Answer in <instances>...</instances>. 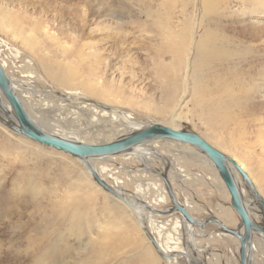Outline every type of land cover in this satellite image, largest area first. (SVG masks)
Listing matches in <instances>:
<instances>
[{
	"label": "rangeland",
	"instance_id": "1",
	"mask_svg": "<svg viewBox=\"0 0 264 264\" xmlns=\"http://www.w3.org/2000/svg\"><path fill=\"white\" fill-rule=\"evenodd\" d=\"M261 3L219 0L210 9L208 0H0L6 44L0 59L24 89L18 94L27 112L45 130L92 144L159 123L197 133L256 176L264 168V13H251ZM184 45L185 54L176 57ZM85 82L101 88V98ZM107 108L129 115L131 124L108 122L109 114L100 121L96 115ZM155 143L156 153L165 155L150 160L153 172L125 155L132 151L92 163L110 170L102 175L111 184L118 179L127 195L137 188L150 195L152 185L168 178L192 217H217L236 229L230 197L202 154L172 141ZM169 157L187 178H174L163 164ZM176 215L157 219L167 221L166 233L180 237L182 248H193L205 264H239L236 238L220 235L214 224L174 234ZM257 239L254 234L252 264H260ZM182 257L174 264H187ZM0 264L168 263L129 208L98 189L78 159L0 122Z\"/></svg>",
	"mask_w": 264,
	"mask_h": 264
},
{
	"label": "bare ground",
	"instance_id": "2",
	"mask_svg": "<svg viewBox=\"0 0 264 264\" xmlns=\"http://www.w3.org/2000/svg\"><path fill=\"white\" fill-rule=\"evenodd\" d=\"M219 0H208V8L210 9H214V7L216 6V4L218 3ZM251 2H253V0H248V3L251 4ZM258 13H264V3H261V4H258L256 5L254 8H253V11L251 13V17H257L258 16ZM203 44H204V40H200L198 45H197V48L198 50L200 51L203 47ZM0 46H6V44L2 41H0ZM185 50V45L180 49V50H176L175 51V55L176 57H181L183 54H185L186 51ZM16 53V52H15ZM17 54V53H16ZM207 57L211 58L210 57V53H207ZM179 59V58H178ZM0 64L2 66V68L4 69L7 77L9 78L10 82H11V85L13 87V90L15 91V93H17V95L19 96V99L21 100L23 106L25 107V104L24 102L22 101L21 99V95H19L18 93L19 92H24V89L22 90V86H18L17 84H15V82H13V80L10 78V76L8 75V73L6 72L5 70V62L4 61H1L0 59ZM73 80V77H62V82L63 83H68V82H71ZM84 87L85 89L92 95V96H95V97H99L101 98L100 96L102 95V91H101V88L99 87H92L88 82H85L84 83ZM70 94L72 95H76L77 96V93H73L71 92ZM65 95V94H64ZM81 96V95H80ZM79 97V96H78ZM66 98V97H64ZM76 98V97H75ZM80 99V98H79ZM62 100V99H61ZM76 100V99H75ZM87 100V99H86ZM26 101V100H25ZM67 101V100H66ZM70 102V101H69ZM76 102V101H75ZM90 106L92 109H95L97 108L95 105L96 104H93L90 102V104L88 103L87 106ZM95 107V108H94ZM81 108H85L84 106L81 107ZM25 109H27L25 107ZM109 109V108H107ZM110 112L106 113L104 111H102L103 113H101L100 115L97 114V118L104 122L103 118L102 117H106L105 115L109 114L111 117L109 118L110 121L108 122H118L121 120V122H124L126 123V126L127 124H131V118L129 117V115L125 114L124 112H121V111H116V110H113V109H109ZM108 110V111H109ZM158 110V109H157ZM39 111V110H38ZM41 111V110H40ZM39 111V112H40ZM89 111V110H88ZM95 111V110H94ZM159 111V110H158ZM157 111V112H158ZM42 112V111H41ZM80 112V111H78ZM82 112V111H81ZM161 112V111H160ZM75 113V112H74ZM159 113V112H158ZM162 113V112H161ZM31 119L37 124L39 125L41 128H43L41 126V124L36 121V119L29 113ZM94 115V114H93ZM163 115V114H162ZM82 116V115H81ZM108 116V115H107ZM49 118V117H48ZM70 118V117H69ZM102 118V119H101ZM0 119L6 123L7 125H13L15 124V119H14V116L12 114V111H11V108L9 107L8 103L6 102L5 98L3 97V95L0 93ZM95 120V118H94ZM93 120V121H94ZM65 121V120H64ZM60 123V121H58ZM77 122V121H76ZM96 122V121H94ZM106 123V122H105ZM148 123V122H147ZM2 126H6L4 125L3 123H1ZM151 124H154V123H151ZM151 124H147V125H142L140 127H137L135 125L136 128L133 129V131L139 129V128H142V127H146V126H149ZM159 124V123H157ZM117 125V124H115ZM138 125V124H137ZM159 125H162V124H159ZM58 126V125H57ZM112 126V125H111ZM165 126V125H163ZM125 127V126H124ZM166 127H169V126H166ZM62 128V127H61ZM109 128V127H108ZM172 128V127H170ZM44 129V128H43ZM46 129V128H45ZM44 129V130H45ZM172 129H176V128H172ZM63 130V128H62ZM65 130V129H64ZM130 130V129H129ZM176 130H179V129H176ZM47 132L49 133H52L56 136H59V137H63V138H66L68 140H73V139H70L68 137H65L62 133L60 132H57V131H48L46 130ZM132 131V130H130ZM13 133V132H12ZM131 133V132H130ZM126 135V134H125ZM22 137V136H20ZM24 138V137H23ZM26 139V138H24ZM263 139V138H262ZM28 140V139H27ZM73 141H77V140H73ZM112 141V140H111ZM167 141H170V140H167ZM261 141V140H260ZM32 142V141H31ZM81 142V141H79ZM155 142H158V141H153V144L150 146V147H147L146 148V144H143V145H139L135 148H133L130 152V153H127L125 155H133L136 159L139 160V162H141V164L144 167V169H148L147 168V165L150 163V160L151 159H164L163 154L162 152L160 153H156V150H157V144ZM174 141H172L173 143ZM174 143H178V144H182L183 146H190L188 144H184V143H180V142H174ZM261 143V142H260ZM262 144V143H261ZM39 145V144H38ZM264 145V144H263ZM192 147V146H190ZM156 149V150H155ZM195 149V148H193ZM220 151V150H219ZM174 152V150H173ZM177 152V151H176ZM199 152V151H198ZM222 152V151H221ZM156 153V154H155ZM179 153V151H178ZM224 153V152H223ZM186 154V153H185ZM67 155V154H65ZM227 155V154H226ZM132 156V157H133ZM168 156V155H167ZM176 156V155H175ZM178 156V155H177ZM202 156L204 157L205 161L209 163L210 166L213 167V171L215 173L218 174L217 170L215 169V167L213 166V164L202 154ZM229 156V155H228ZM113 156H108V157H102V158H95L100 160V159H108V158H111ZM154 157V158H153ZM166 157V156H165ZM239 166L240 168L247 174V176L249 177V179L251 180L252 182V186L250 187L252 189V193L253 192H258L260 194V196L263 198L264 200V188L262 186V184L264 185V168H259V173H257V177L256 176H252L246 169V167L243 165V163L241 161H239L236 157H232L230 156ZM173 158V157H172ZM169 157V159L165 162H163V164L166 166L167 164L170 166V168H172L174 170V173L173 176L174 178H176L177 180H181L183 177H186L185 175L183 174H180L183 170L180 169V167L176 164V162ZM135 159V160H136ZM92 160L93 159H88L86 160V163L91 166V168L97 173V175L105 182L107 183L108 185H110L115 191H117L121 196H126L130 202L132 203L131 206L123 203L121 200H119L118 198L114 197L113 195L105 192L92 178L91 174L89 173V171L87 170V168L85 167V164L83 161L79 160L83 166V168L85 169L86 171V174L87 176L89 177V179H91L92 183L98 188L100 189L101 191L105 192L106 194L110 195L113 199L119 201L120 203H122L123 205H125L126 207L129 208V210L134 214V217H135V220L136 222L138 223L139 227H140V230L142 231V233L144 234V236L146 237L147 241L150 242L151 244V247L154 249V251L157 253V255L167 261L168 264H174L176 262V258L180 257V256H183L185 258V261L187 264H205L203 261H201L200 257L197 255L198 253H196L194 251V249L190 248V251L192 250V253L189 252V250L187 249V245L186 247L183 246L184 248L181 247V240H180V237H174L173 235L169 234V233H166V225H167V221H164V220H158L157 217L159 216H169V215H176L177 218H174L173 220V223H172V229L174 231V234H176L179 229L183 230L185 233L189 234V235H192L194 234L195 232V229L193 227H199V225H202L203 223H205L207 221H211L208 225L210 224H214L217 229L220 231V235H223V236H229V237H234L237 239L238 243H239V248H240V242L238 240V238L236 236H233L231 235L230 233H227L225 231H223L221 229V226L220 225H223L224 227L228 228V229H232V228H229L227 227L225 224H223V222H221V220H219L217 217H211V218H208V219H196L195 217H192L189 213H190V208L187 206V204H182L179 202V200L177 199V196H176V193L173 189H171L176 197V199L178 200L179 204H181L187 211V213L189 214V216L192 218L193 222H189L185 216L183 214H181L180 211H177V210H171L172 208V204H171V207H168L166 209H161V206L163 204H166L169 200L171 202V199H170V196H169V193L167 191V188L165 186V183L164 181L167 182L168 186L171 188V185H170V182L167 179H164L163 181V184L164 185H160L158 183H156L154 186L152 185V187H150L152 191V194H148L147 193H143L144 189H141V188H137L135 191L131 192V193H125V191L122 190L121 186L119 185V183H121L118 179H113L114 180V183H109L107 182V180L105 179V177L102 175V173L104 172H107L110 170H107L106 168L104 167H98V168H95L94 167V164L92 163ZM152 162V161H151ZM211 163V164H210ZM178 167H177V166ZM149 170V169H148ZM114 171V170H113ZM150 172H153L152 170H149ZM142 173V172H141ZM232 173H233V176H234V179L235 181L237 182L238 186H239V189L241 191V196L243 198V202H244V206H245V209L251 219V221L253 222L254 225H256L257 227H260V228H263L264 227V218H263V215H262V212L259 208V201L256 200V199H253L249 192L245 189L244 185H243V182H242V178L240 177V175L236 172L235 169L232 168ZM136 174V173H135ZM159 174H161V176H163V174L160 172ZM137 175V174H136ZM219 177V175H218ZM115 178V177H113ZM163 178V177H162ZM220 178V177H219ZM190 179V178H189ZM134 180V179H133ZM163 180V179H162ZM221 180V178H220ZM128 181V180H127ZM222 181V180H221ZM137 184V183H136ZM135 184V185H136ZM141 184V183H138V185ZM224 185V184H223ZM150 186L147 185L146 187ZM136 187V186H135ZM140 187V185L138 186ZM145 187V188H146ZM225 187V186H224ZM148 189V188H147ZM226 189V188H225ZM227 191V190H226ZM186 201V200H185ZM190 206V205H189ZM157 207H160L157 209ZM230 208L234 211V209L231 207L230 205ZM235 212V211H234ZM223 212H219V214ZM236 213V212H235ZM224 214V213H223ZM237 215V214H236ZM238 216V215H237ZM239 217V216H238ZM259 218V221L256 220V218ZM216 220L218 221V223H216ZM170 224V223H169ZM238 228H239V234L240 235H243L244 233V228L243 226L240 224V219H239V224L237 225ZM199 228H202L201 226ZM237 228V227H236ZM168 231V230H167ZM170 232V231H168ZM256 235L257 236V240L259 241L257 247H259V252H260V257L261 259L258 260V262H260V264H264V233H262L261 231H258V230H254L252 229L251 230V236H250V243L247 245L246 247V252H245V256H246V263L247 264H252V252L251 250L254 248V243L255 241L253 240V235ZM193 238V237H192ZM153 241L155 243H153ZM185 241V240H184ZM190 243V242H189ZM194 246V245H193ZM196 248V247H195ZM239 248H238V257H239ZM258 249V248H257ZM198 251V250H197ZM255 251V250H254ZM258 252V253H259ZM250 253V254H248ZM196 255V257H192L193 259L191 261H189V259L187 258L188 256H191V255ZM187 256V257H185ZM255 256V255H254ZM182 257V258H183ZM257 261V260H255ZM239 264H240V257H239Z\"/></svg>",
	"mask_w": 264,
	"mask_h": 264
},
{
	"label": "water",
	"instance_id": "3",
	"mask_svg": "<svg viewBox=\"0 0 264 264\" xmlns=\"http://www.w3.org/2000/svg\"><path fill=\"white\" fill-rule=\"evenodd\" d=\"M0 93L5 98L9 107L11 108L12 114L15 119V124L7 125L1 119L0 122L6 125L13 133L22 136L34 143L42 145L44 147L65 153L69 156H72L78 160L84 162L85 167L91 174L93 180L107 193L113 195L114 197L121 200L123 203L131 206L132 203L126 196H121L117 191H115L110 185L105 183L97 173L86 163L88 159L102 158L108 156H116L125 154L126 152L131 151L133 148L148 144L153 141L160 140H170L174 142H180L184 144H188L193 148L197 149L201 154H203L215 167L218 172L219 177L224 184L227 193L229 195V202L231 207L234 209L236 214L239 216L240 224L244 228L243 235L239 234V228L237 226L236 229H228L221 226V229L227 233H230L233 236H236L240 242L239 248V257L240 264L246 263V247L250 243L251 230H258L264 233V227L260 228L253 224L251 221L243 202V198L241 196V191L237 182L234 179L232 168L236 170V172L242 178L243 185L245 189L249 192L250 196L253 199L259 201V208L262 212L264 218V200L260 196L258 192H253L250 188L253 184L247 174L240 168V166L228 155L219 151L217 148L213 147L209 144L204 138L192 131L186 130H176L170 127H166L163 125H159L157 123L151 124L146 127L139 128L131 133L116 138L112 141L105 143H86L68 140L63 137L56 136L52 133L47 132L39 125H37L30 117L29 113L23 106L19 96L13 90L11 82L7 77L4 69L0 65ZM167 191L169 193L172 208L171 210L180 211L181 214L185 216V218L189 222H193L192 218L187 213L186 209L179 204L176 199L173 191L171 190L166 181H164ZM211 221H207L199 227H203L208 225ZM216 223L218 221L216 220ZM153 243H155L153 241ZM250 254V253H248Z\"/></svg>",
	"mask_w": 264,
	"mask_h": 264
}]
</instances>
